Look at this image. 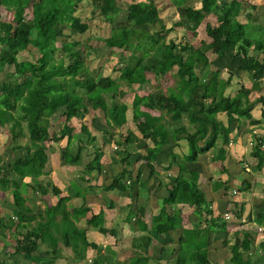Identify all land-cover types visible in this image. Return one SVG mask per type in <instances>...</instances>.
Here are the masks:
<instances>
[{
    "label": "trees",
    "instance_id": "obj_1",
    "mask_svg": "<svg viewBox=\"0 0 264 264\" xmlns=\"http://www.w3.org/2000/svg\"><path fill=\"white\" fill-rule=\"evenodd\" d=\"M171 1L179 17L168 27L154 0L130 2L121 19L117 18L122 10L117 0H90L95 18L110 24L111 33L106 37L109 50H119L122 66L116 79L86 72L88 67L79 40L67 38L84 34L89 29V22L76 14L82 0H0V6L14 14L12 19H5L0 13V130H9V149L0 153V190L11 189L13 197L6 205L11 213L0 215V235L17 237L10 253L13 256H23L32 264H54L62 256L63 246L69 247L78 261L85 260L88 249L93 248L97 249V255L87 264H120L113 247L100 244L90 234V228L113 236H117L118 230L116 226L106 225L103 208L89 216L93 209L86 204V194L101 191L109 202L111 199L106 193L112 191L129 197L137 191L139 196L143 191H150V180L158 167L166 171L178 167L177 173L168 177L163 205L151 220V229L156 236L167 235L169 238L173 230L179 231L178 243L170 251L176 264H210L211 231H227L230 226H239L244 202L235 201L238 206L236 220L215 216L207 192L199 183L200 159L214 150L212 160L221 161V173L227 175V179L220 176L214 179V190L230 196L232 174L223 161L227 147L237 138L233 135L234 123L238 127L241 120L247 118L251 132L260 130V135H253L252 154L258 159L257 168L264 166V95L251 98L264 79V26L252 21L242 22L238 18L244 4L251 0H200L197 6L191 5L189 0ZM210 13L218 20L217 25L206 24L210 41L202 40L199 46L189 40L166 41L167 34L175 27H183L197 35L199 26ZM247 16L253 18L251 13ZM158 24L160 28H155ZM65 26L70 35L65 32ZM253 32L259 37H253ZM33 48L38 50L39 57L26 55L19 58L21 52L31 54ZM223 61H229L232 67L237 65L236 71L230 69L227 77L222 75L224 70L220 64ZM6 66L12 69L6 70ZM243 72L249 73L251 86L241 83L237 89L234 85L235 90H230L234 78ZM148 73L157 79L168 77L175 83L165 90L143 95L136 93L132 120L141 136L133 130L121 136L118 129L128 122V105L120 101V90L124 85L131 89L144 86L150 81ZM256 108L261 109L260 118L253 115ZM92 109L103 113L104 144L113 143L114 136H119L116 139L120 158L118 168L113 167L115 173L108 183L73 181L70 192L61 195L59 185L48 176L47 141L67 137L61 159L76 165L82 163L83 151L94 145L95 153L85 164L86 170L99 173L104 170L103 145L98 144V136L85 122L79 131L71 124L73 119L83 120ZM7 112H10V119L9 116L5 119ZM58 113L65 117V123L60 134L51 133L50 118ZM98 118L94 116L92 122H97ZM23 137H27L25 143L21 142ZM143 139L146 151L137 159L149 170L146 178L143 168L134 172L131 159L132 147ZM182 140L187 142V150L174 151L175 146H182ZM166 155L167 164L163 159ZM244 182L238 192L250 187L251 181ZM28 187L43 195L51 191L59 196L58 201L35 212L25 201ZM74 196L82 197L83 204H68ZM179 204L194 206L201 221L193 227L184 225ZM107 207L114 208L115 204L111 201ZM145 213V206L131 208L126 221L132 226L137 222L141 230L148 232ZM147 232L133 237L132 247L136 251L129 264H149L153 259L149 244L154 239ZM234 234H242V241L232 245L228 264H254L256 255H261L260 259L264 261V240L256 250L249 231L235 229ZM229 240L226 238L224 242ZM164 248L168 250L166 246ZM246 252L250 253L246 255ZM13 264L25 263L17 259Z\"/></svg>",
    "mask_w": 264,
    "mask_h": 264
},
{
    "label": "rangeland",
    "instance_id": "obj_2",
    "mask_svg": "<svg viewBox=\"0 0 264 264\" xmlns=\"http://www.w3.org/2000/svg\"><path fill=\"white\" fill-rule=\"evenodd\" d=\"M134 1H142V0H117V4L121 7L122 10H120V13L117 15V18L120 17L124 18L125 17V12L127 10L128 4L130 2H134ZM157 7L159 8V14L160 16L164 19V22L167 24L168 27L172 26L173 23L178 19L179 14L176 10V7L172 4L171 0H154ZM258 1L259 0H251V3H248L250 6H247L246 12L250 11L251 14L253 15V18H249L246 16V13H243L240 18L243 21H246L248 18L250 21L254 22V23H259V24H263L264 26V0H262V4L259 6H262V8L260 10H257L258 8H256V5L258 7ZM200 0H189V3L191 5L197 6L199 4ZM256 4H253V3ZM253 5V6H251ZM0 13L2 15L3 18L5 19H12L13 18V12L11 11H6L5 8L0 7ZM76 14L80 17H82L84 20H87L89 22V29L84 33V34H73L70 37H67L68 40H79V48L83 49L82 53L84 54V60L87 64V70L86 72H89L91 74H104V75H110L113 78L118 79L119 75H120V67L122 66L121 63H119V54L117 53L118 48L114 49V50H109V46L106 43V37H108L111 33V29H110V24L99 19V18H95V14L93 13V6L90 3V0H82L78 10L76 11ZM94 14V15H93ZM247 18V19H246ZM211 23L213 25H217L218 24V20L216 15H214L213 13L207 14V16L205 17L204 21L202 22V24L199 26L198 30H197V35H194L191 31L186 30L183 27H175L173 31H171L169 34H167L166 37V41H169L171 39L177 41V42H185L186 40H189L191 43H193L196 46H199L202 42V40H207L210 41L211 38L208 36L207 32H206V24L207 23ZM155 28H160V25H156ZM65 32L68 33V35H70V30L67 26H65ZM253 37H259L257 32H253L252 33ZM63 38V37H62ZM61 38V39H62ZM26 55H30L34 58L39 57V52L36 48H33V51L30 52H21L20 54V59L25 58ZM211 58H213V55H211ZM222 61V60H221ZM237 63V62H235ZM221 67L223 66V70L224 72L222 73V75L224 77H227L228 75V70L227 69H231L236 71V67L237 65L234 64V66H231V63L229 61H223L221 62ZM10 68V66H6V70H8ZM2 69H4V67L2 66ZM12 69V68H10ZM1 75L3 77L4 72H1ZM148 77L150 78V81L145 84L142 87H139L138 89H131L130 87H128L127 85H124L122 87V89L120 90V94H119V99L122 102H125L128 105V110H127V114H128V122L125 123L122 127H120L118 129L119 131V135H125L129 130H133L138 132V134L141 136V134L139 133V131L137 130L136 124L135 122L132 120V103H133V99L136 93H139L141 95L143 94H147L153 91H157V90H165L166 87H168L170 84L173 85L175 83V80H170L168 77L164 78V79H157L152 73H148ZM238 84L236 85L237 87L235 89H237L241 83L247 84L251 86V81L248 79V75L244 74L242 79L239 78L238 80ZM235 84V83H234ZM233 84V85H234ZM134 87H137V85H134ZM234 89L231 88L230 90ZM234 89V90H235ZM60 114V113H58ZM55 114L50 118V122H49V126H50V131L51 133H57L60 134V131L65 123V117L63 115H58ZM255 114H257V112L255 111ZM9 116L10 119V112L6 113L5 119ZM94 116H98V120L97 122H92V119ZM101 116V117H100ZM103 113L99 110H94L92 109L87 116L81 120V119H73L71 121V124L74 125V127L76 128L77 131H79L81 129V124L83 122L87 123V125L89 126V128L98 136V144L99 145H103V157L101 159L102 163H103V167L104 170L99 173L97 170L93 171V172H89L86 169V163L91 160V158L94 156V151H95V146L94 145H90L85 151H83V159H82V163L81 164H70V163H65L62 161L61 159V155L67 145V137L60 139L59 141H47V144L49 146V154H50V163H49V168H50V173H49V177H51L52 181H54L55 184L59 185V187L62 190V194L61 195H67L70 191L72 182H78L81 184L85 183H103V182H110L111 179L114 176L115 173V169L114 168H118V163H119V155L117 153V142L116 139L119 138V136L116 134L113 138V143L111 144H104L103 141V131L102 128L104 127V122H103ZM223 119L226 118V116L224 114H222L221 116ZM9 121V120H8ZM249 119L247 118H243L241 121V125L237 127L236 122L234 123V133L235 132L239 134V136L242 138H240L241 140H243L244 142H240V139H238V142H240L241 144L236 145V143H232V145H229L230 147H234L235 149H238L239 153H245V151H247V147H248V151L251 148V145H253L250 141L246 144L247 141V137L250 135L249 133H251V129L252 126L250 127V125H248ZM10 123L12 122V119L9 121ZM250 127V128H248ZM249 131V132H248ZM9 130L8 128H3L0 130V153L4 154L5 151L7 152L9 147H8V135H9ZM122 133V134H121ZM254 133H258L260 135V130L256 129V131L253 130L252 135H254ZM244 137H243V136ZM27 141V137H23L21 142L25 143ZM253 147V146H252ZM134 149V157H131V159H133L134 164L133 169L134 172L136 173L137 169L135 168V165L139 164L137 161V156L139 157V153L142 151L146 150V143L143 140L138 141V143H136L134 145V147H132ZM145 149V150H144ZM119 150V148H118ZM142 150V151H141ZM5 156V155H4ZM240 157V155H239ZM249 156H243V160H240L241 164L245 166V164L247 166H250V169L252 167L251 161L250 159H252L251 157H249L250 159H248ZM242 159V158H241ZM114 164V165H112ZM238 167V162L235 163ZM112 165V166H111ZM222 162L218 161L217 162V166L213 172L212 177L215 179L217 177H219L220 174H222ZM114 167V168H113ZM231 168V167H230ZM236 168V167H235ZM233 167V169H235ZM243 172L247 175L246 181H252L255 179H259L258 181L260 182V187H261V191H259L258 193H260V197L261 195H264V179L263 182H261V177L262 175L264 176V173L261 174H255V176L253 175H249V173H251V170H245L243 168V166H241ZM87 171V172H86ZM231 172L233 173V170H231ZM149 174V171H144L143 170V177L146 178ZM252 174V173H251ZM261 176V177H256V176ZM81 176H83L85 179L84 180L81 178ZM44 175L41 176V179H43ZM252 183V182H251ZM237 184L233 183V186ZM247 185V183H246ZM252 185V184H251ZM232 186V190H234L235 188ZM11 189L6 190L5 192H3L2 190H0V215L3 214H10L11 210L6 206L7 204H9L10 202H12V193L10 191ZM255 192V191H254ZM97 193H101V191L97 192ZM256 193V192H255ZM93 194V195H91ZM103 194V193H102ZM108 195V193H106V196ZM259 195V194H258ZM58 197L57 195L53 194V192H49L46 195H43L39 192H35L33 191L32 187H28V191L25 194V201L27 204H29L35 212H38L39 210L45 209L48 206L56 203L58 201ZM89 197L87 200V205L91 204V200L95 199L97 197H100L99 195H95L94 193H89ZM93 197V198H92ZM114 196H107V198L111 199ZM104 199H101V202H103V204H105L107 201L105 200V197H103ZM83 200L79 199V198H75V199H71L70 201H68L67 203H73L75 205H78L82 202ZM264 201V200H263ZM6 203V204H5ZM108 205V203H106ZM91 212H89L90 214ZM113 213H116V211H113ZM128 214V208L126 209V211H124V215L126 216ZM111 220L113 221L114 225V216H111ZM40 218V217H39ZM36 221L33 222V224H35ZM124 224V223H122ZM117 228H119V225H117ZM120 230V229H119ZM45 233V232H43ZM44 237L46 236V234L43 235ZM109 237V235H108ZM160 240H162L163 242L166 240V235H159L158 236ZM44 239V238H43ZM168 240V238H167ZM173 241L169 240L167 241L168 245L169 243L172 244ZM17 243V237L16 236H11V237H3L0 235V264H13L15 260H21L22 262H24L25 264H32L30 260L25 259L23 256H13L12 251L15 248V245ZM122 243H129L128 242V238H126V240H124ZM7 246H6V245ZM61 246H63L62 242H61ZM63 250L66 251V253H71L70 248L63 246ZM90 251H94L97 252L96 249H92L90 248ZM247 253V252H246ZM231 254V252H230ZM129 255V252L126 250L124 251V253H121V257L123 259H126ZM225 258H227V260L231 257L229 254L226 256L224 255ZM229 257V258H228ZM2 260V261H1ZM88 260L85 262L87 264ZM55 263V262H54ZM39 264V263H38ZM41 264H47V263H41ZM56 264H69L68 262L64 261V258H60L57 260ZM128 264V263H126ZM152 264H157L156 262H153Z\"/></svg>",
    "mask_w": 264,
    "mask_h": 264
},
{
    "label": "crops",
    "instance_id": "obj_3",
    "mask_svg": "<svg viewBox=\"0 0 264 264\" xmlns=\"http://www.w3.org/2000/svg\"><path fill=\"white\" fill-rule=\"evenodd\" d=\"M262 3H263L262 0L258 1L257 3L258 7L256 5V8H258L257 10H260L262 8V6H259ZM253 4H256V3L254 2ZM247 6L249 7L250 5L248 3L244 4L243 10L238 15V18L242 22L250 21L249 18L248 19L246 18L247 19L246 21H243L240 18V16L243 13H246V16L248 13H251L250 11L246 12ZM0 7L5 8L4 6H0ZM256 24H259V23H256ZM227 70L229 71L230 69H227ZM240 74H241L240 76L234 78L233 80L235 83L234 85H237V83L239 82L238 81L239 78L242 79L244 74L248 75V79L250 80V76L248 72H243ZM234 85L232 87H234ZM246 86H250V85H248L247 83ZM259 95H264V79L261 82L260 89L254 91L251 94V98L254 99ZM255 111L257 112V114H255ZM260 114H261L260 108H256L253 111V115L256 118H260L261 116ZM247 122H248V125H250L249 121ZM254 131L256 130L254 129ZM249 134L250 135L247 137L246 144L248 142L250 144L249 140H251V143H252V139L254 137L252 135V132ZM234 135L237 138L235 141H232L230 145L236 142H237L236 145H239L241 144L240 142H244L243 140H241L242 138L239 136L238 132L237 133L235 132ZM238 139H240V142H238ZM181 145H182L181 147L175 146L174 151L182 153L183 150H187V142L185 140L181 141ZM252 146L253 145H251V148L249 151L247 147L246 149L247 151H245V153H242V154L239 153L238 149H235L234 147H230V146L227 147V154H226V158L223 161V163L228 167L229 172L232 174V179H231L232 186H233V183L237 184V186L236 185L233 186L235 189L231 191L230 196L222 195V191L220 192V191L214 190L213 182H214L215 177L213 178L212 176L215 175L213 174V172L218 162V160L216 161L212 160V156L215 154L214 150L212 149L211 151L203 155V157H201L200 159V165L202 166V172L199 178V183L201 187L207 192V199L208 201L211 202V206H212L215 216L223 215L227 219L234 218L236 220L235 212L238 209V206L235 201L236 199H238V200H241L240 203L244 202V205H243L244 211H243L241 221L238 224L239 226L236 225L238 227L232 228V226H230L228 227L227 231H220V230L211 231V236H210L211 238H210V245H209V258L211 260L210 264H228L227 258H225L224 255L227 256L229 254L231 256L230 252H231L232 245H234V243L239 244L242 241V234L236 236L234 234L235 229H238L239 231H242V230L249 231L253 235V240L256 245V250L259 249V246H260L259 243L264 240V213L261 214V212L264 211V201H263L264 195H261L260 197V193H258L259 191H261L260 182L258 181L259 179H255L252 181L250 180L252 182L251 183L252 185H250V187L244 190L243 192H238L239 186L244 185L245 184L244 181L248 179L247 175L243 172L241 166H243L245 170L253 169L251 171L252 174L249 173V175L255 176V174L262 175L264 173V166L261 169L257 168L258 159L252 154V150H253ZM145 151L140 152L139 157H141L142 153H144ZM244 155L252 158L250 159L248 157V159H250L251 164H252L251 169H250V166H247L246 164L244 166L240 163L241 162L240 160H243ZM134 156L135 154L133 152L132 157ZM163 159H166L164 163L167 164L168 156L167 155L163 156ZM137 162L139 164L135 165L136 169L143 168L144 171H149L145 165L141 166L140 161H137ZM236 162H238V167L235 164ZM233 167L234 168L236 167V168L233 169ZM222 168L223 166L221 167V170ZM231 170H233V173L231 172ZM177 171H178L177 166H174L169 171H166L163 168L158 167L155 175L150 180V184H149L150 191H143L139 194V196L136 195L137 191H134L133 197H129L123 193L121 194L118 191H112L111 193H108L107 196H112V195L114 196L110 200V202L112 201L115 204L114 208L107 207L106 203H110V202L109 200L106 199L105 196H103L102 193H96V194L94 193L95 195L97 196L99 195L100 197H97L91 200V204H89V206H91L93 210L90 211L91 213L89 214V216L92 214V212L97 213L103 208L106 214V220H107L106 225L108 227H112V226L117 227V225H119V228H117L118 230L117 236H113L109 234V237H108V235L99 233L94 228H90L89 230L90 234L93 237V239L98 240L100 244L104 246L111 245V247H113V249L117 252L116 258L120 261V264H126V263L129 264V260L135 254L136 250H134V248L132 247L133 237L147 232V231L141 230L139 228V223L137 222H135L134 226H132L131 223L126 221L127 215L126 216L124 215V211H126L127 208L129 212L131 208L138 209L140 206H145L146 208L145 220L150 230V231L148 230L147 233H149L154 239L152 244H149L150 255H153V259L149 261V264H152L153 262H156L157 264H176L177 263L175 256L173 254L171 255L170 251H171V248H173L178 243L179 231L173 230L171 232L172 236H170L169 238L166 237L168 238V241L171 239L173 241L172 244L169 243L168 245H166L167 244L166 240L162 243L161 242L162 240H160L159 237L156 236L154 231L151 229L152 228V222H151L152 217L153 215L157 214L160 211L163 205L162 198L167 194V187L165 184L168 181V177L170 175H175ZM219 176L224 179H227L226 174H220ZM256 177L258 178L261 176L258 175ZM261 179H262L261 182H263V179H264L263 175ZM86 196H89V193L86 194ZM103 197H105V200L107 201L105 204L101 202V199H104ZM75 198H79L80 200L82 199L84 201L82 197L74 196L72 199H75ZM88 198L89 197H86V204H87ZM83 201L80 204H83ZM70 204H73V203H70ZM80 204H78V206ZM179 207L181 208L183 216H184V225L193 227L201 221V215L195 210L194 206H191L189 204H179ZM113 211H116V213H113ZM227 212L230 213V217L226 216ZM111 216H114V223H115L114 225H112L113 219L111 220L112 218ZM126 238H128L129 243H122L124 240H126ZM226 238L230 239L228 243L224 242V239ZM165 246L168 250L164 248ZM126 250L129 252V255L126 259H123L121 257V253H124V251ZM97 252L94 253V251H90V248H89L86 254V259L78 261L77 259L73 258L72 250H71V253L69 252L66 253V251L64 250L62 253V256L57 258V260L60 258H64V261L68 262L69 264H86L85 262L87 260L89 261L92 258H94V256L97 255ZM248 253L250 252H247L245 254L247 255ZM261 257H262L261 255H256L254 264H264V261L260 259ZM57 260L55 261L54 264H56Z\"/></svg>",
    "mask_w": 264,
    "mask_h": 264
},
{
    "label": "built area",
    "instance_id": "obj_4",
    "mask_svg": "<svg viewBox=\"0 0 264 264\" xmlns=\"http://www.w3.org/2000/svg\"><path fill=\"white\" fill-rule=\"evenodd\" d=\"M226 216H227V217H230V213L227 212V213H226Z\"/></svg>",
    "mask_w": 264,
    "mask_h": 264
}]
</instances>
